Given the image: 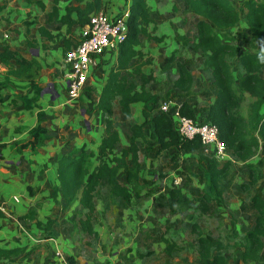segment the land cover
I'll list each match as a JSON object with an SVG mask.
<instances>
[{
	"label": "trees",
	"instance_id": "trees-1",
	"mask_svg": "<svg viewBox=\"0 0 264 264\" xmlns=\"http://www.w3.org/2000/svg\"><path fill=\"white\" fill-rule=\"evenodd\" d=\"M57 1L53 0L48 20L54 18L60 24L66 25L67 31L73 26L85 27L90 16L100 13L103 5V0H91L83 8L68 6L59 17ZM81 1L74 0L75 3ZM185 3L187 11L199 20L191 37L176 36L174 43L179 47L190 46L194 53L200 55L203 68L210 72L214 97L198 117L197 108L193 109L187 101L181 103L179 112L181 116L194 122L215 125L219 140L226 146L231 160L219 161L203 155L200 141L181 138L171 114L160 112L157 96L147 88L152 78L142 72V67L150 62L143 59L140 46L142 40L161 43L165 38L154 36L155 30L149 32L153 19L146 0H130L126 22L127 35L117 49L115 64L105 71L106 80L94 107L100 113L102 127L97 152H87L85 145H82L73 147L69 152L57 157V184L53 187L51 195L53 198L60 196L64 204L63 211L71 209L75 204L78 206L74 218H78L77 225L83 234L96 237L92 225L97 219L94 199L101 182L108 185L111 197L122 201L127 207L140 198L136 192L143 189L140 184L139 160L142 147L151 146V149L155 150V146L156 159L164 156L176 161L181 154L196 155L197 167L204 183L203 193L196 200L215 205L217 212L226 206L224 182L230 176L234 159L245 164L248 170V180L241 189L248 191L257 183L255 169L249 164V160L260 148L264 149V0H243L240 10L229 0H185ZM241 21L247 29L243 37L250 38L247 50L242 52L231 44L235 41L232 31ZM40 32L45 40L53 41L54 38L48 31L41 28ZM29 43L30 41L27 45L33 47L32 43ZM77 43L78 40H64L63 55ZM175 55L173 52L166 64L176 72L171 91H177L178 95L187 97L194 87V78L185 63L179 62ZM228 57L236 59V63L242 68V74L233 75ZM0 63L6 69L0 82V92L16 88L26 89L23 93L13 94L11 104H21L26 111L37 109V102L43 90L39 84L40 63L34 58L26 59L8 47H3L0 51ZM29 91L31 97L28 96ZM171 93L167 92L165 98H170ZM116 100L121 114L127 118L132 117L133 105L140 104L143 119L140 124H129L128 145L118 154L114 153L120 142L113 120V102ZM2 102L0 96V103ZM43 118V112L38 110L36 124L27 132L28 138L16 140L9 146L2 144L0 148H8L16 155H21L27 150L36 155L51 138L43 125ZM144 129L149 132L146 133ZM23 130L22 127H16L14 133L19 134ZM94 159L97 161L96 165ZM28 191L32 192V189L28 188ZM168 197L174 202V208L177 210V206L184 203L182 191L178 188L171 189ZM249 200L254 214L253 224L244 234L241 243L229 246L223 239H214L212 235L200 232L196 234V257L199 264H227L225 256L217 253L236 248L240 251V264H264V199L259 195H252ZM37 206L38 204H35L30 207L27 213L18 219L35 220ZM2 216L5 214L0 211V218ZM53 222L54 220H47L46 229H49ZM36 226L39 227L40 224L36 222ZM196 229L197 227L193 226V230ZM165 236L167 235L161 236V241L165 244V255L183 252L184 246L171 242ZM229 237L236 238L235 232ZM214 249L218 251L216 254ZM24 251L0 249V261H10ZM67 261L69 264H76L73 257H69Z\"/></svg>",
	"mask_w": 264,
	"mask_h": 264
},
{
	"label": "crops",
	"instance_id": "crops-1",
	"mask_svg": "<svg viewBox=\"0 0 264 264\" xmlns=\"http://www.w3.org/2000/svg\"><path fill=\"white\" fill-rule=\"evenodd\" d=\"M90 1L82 0L80 3H75L74 0H58L56 4L58 15L59 17L62 16L68 6L83 8ZM158 1H160V4L163 3V0H146L153 19V23L149 25V32L155 30L154 36L164 37L165 39L161 43L142 40L140 46L143 59H147L150 62L149 65L142 67V72L147 77L152 78L147 88L157 96L159 106L165 102V94L172 92L170 98L166 99V101L172 100L174 106H180L183 101H187L195 109V103L199 104L198 102L178 95L177 91H171L176 73L175 69L168 66V69L165 70L171 54L175 52V57L179 61V51L183 48L175 45V37H191L194 33L189 35L188 32H182L179 35H170L165 32L167 29H176V26L181 29L184 17L182 16L181 18L178 14L180 13L179 10L183 13L188 12L187 5L185 0L184 2H178V4L175 3L177 0H170V3L162 5H157ZM229 1L232 4H238L243 0ZM129 4L130 0H103L101 12L109 16L118 15L128 10ZM52 7L53 0H0V51L3 47H8L26 59H36L41 65L39 84L43 89L37 102L38 108L32 111L24 110L21 104L14 106L11 104L13 94L23 93L26 89L16 88L8 92H0L3 100L0 103V145L8 144L9 146L16 140L27 139L28 130L36 124V113L38 110L43 112V125L51 136L36 155H32L28 150L21 155H16L11 153L8 148H0V211L5 214V216L0 218V249L25 250L10 261L1 260L0 264H61V261L54 255L56 250L63 254L64 260L73 257L75 263L79 264L77 257L73 255L74 253L69 251L71 227L81 233L77 225L78 218H74V213L78 211V206L75 204L71 209L63 211L64 204L60 196L53 198L51 195L53 187L57 184V157L60 154L69 152L73 147L82 145H85L87 152H97L102 127L100 113L94 107L101 92L102 84L106 80L105 71L115 64L117 51H108L98 58L97 66L93 67L89 74L86 89L80 98L70 100L67 96L66 83L64 81L66 67L62 46L66 39H71L72 42L77 40L81 28L73 26L67 31L66 25L60 24L54 18L49 21L48 15ZM186 14L193 16L196 23L199 20L197 16L190 12ZM240 26L244 29V33H247L244 22L241 21L238 27ZM41 28L53 36V41H47L41 36ZM244 33H242V36ZM244 38L250 42V38ZM29 41V44L32 43L33 47L27 45ZM231 44L237 46L235 41ZM110 54H114V60L112 61L106 57ZM232 70L234 76L235 70L238 71V75L242 74V68L239 65L236 69L232 68ZM5 71V67L0 63V82L4 78ZM193 78L195 85L194 75ZM15 84L20 83L15 82ZM31 95L29 91L28 96L31 97ZM211 102L212 98L208 100L206 105L208 106ZM262 112H264V106ZM200 113H203L202 109L198 110L196 116L198 117ZM116 114H120L119 120H121V123L119 126L121 129L118 128V124L115 121ZM113 120L114 127L118 131L120 138L119 144L115 147V151L119 149L117 152L114 151L116 154L128 145L130 137L129 124L131 122L142 123L141 105L134 104L132 117L127 118L121 114L117 100L114 101ZM16 127H22L24 130L16 134L14 133ZM144 131L146 133L149 132L148 129H144ZM154 149L156 150L155 146ZM201 153L204 155L203 151ZM139 160L141 161V154H139ZM106 186L109 191L107 184ZM28 188L32 189V192H29ZM224 198L226 200V196ZM35 204H38L35 220L18 219L20 216L25 215L28 209L35 206ZM49 219L54 220V222L49 229H46L45 224ZM36 222L40 224L39 227L36 226ZM233 231L236 234V238L229 237V235L223 238L220 237L221 235H212V237L214 239H223L230 246L233 243H241L248 229L243 234L235 229L231 232ZM47 235L50 237L45 238ZM116 237L122 240L112 246L111 258L113 260L109 258L108 261L103 260L101 264H132L129 262V259H132L130 255L126 256L124 261L117 258L119 250H127V248L131 247V243L130 245L128 243L130 238L126 239L122 234H118ZM165 238L167 237L165 236ZM169 240L174 242L170 238ZM194 247H197V242H195ZM213 251L214 254L218 252L216 249ZM174 254L176 253L167 257H173ZM217 254H223L227 264L241 263L238 248ZM194 261L192 264H199L196 255ZM175 263L176 261L173 264Z\"/></svg>",
	"mask_w": 264,
	"mask_h": 264
},
{
	"label": "rangeland",
	"instance_id": "rangeland-1",
	"mask_svg": "<svg viewBox=\"0 0 264 264\" xmlns=\"http://www.w3.org/2000/svg\"><path fill=\"white\" fill-rule=\"evenodd\" d=\"M180 1L184 2V0H177L175 3L178 4ZM162 2L160 4L158 1L157 5L167 4L171 1L163 0ZM242 2L236 3L238 7L236 4L233 5L240 10ZM179 11L178 15L181 18L184 17L181 29L176 26V29H167L165 32L170 35L188 32L190 35L194 32L196 21L193 16L186 14L188 12ZM242 33H244V29L241 26L232 31L239 50L245 51L248 40L242 36ZM179 54V61L185 63L195 77V85L186 98H191L194 102L199 103H195L197 110L205 111L206 103L210 98L213 100L214 97L210 72L203 68L200 55L194 53L190 46L183 47ZM106 57L110 61L114 60V54ZM228 61L233 69L237 68L238 64L234 58L228 57ZM167 69L166 66L165 70ZM236 75H238L237 70H235ZM164 99L167 98L164 97ZM116 115L115 121L118 128L121 129L119 126L121 123L120 114ZM151 148L149 146L140 149V170H142L140 171V184L143 189L136 192L140 198L135 199L132 206L127 207L122 201L112 199L103 182L95 198L98 216L93 227L97 237L78 233V230L71 227L69 251L74 253L79 264H101L103 260L108 261L112 257L113 244L122 240L116 237L118 234L124 235L126 239L130 238L128 243L129 245L131 243V247L127 248L128 251H118L117 258L119 260L124 261V258L130 255L132 259H129V262L132 264H173L175 261V264H192L195 262L196 248L194 244L197 242L196 234L198 232L204 235H221L220 237L223 238L230 235L233 229L243 234L253 224L254 214L250 208L249 197L259 195L264 199L263 148L249 160V164H252L255 169L257 183L248 191L241 189V186L248 180V170L245 164L236 159L233 160L230 176L224 182L226 206L220 208L218 212L215 211V205H207L196 200L204 190L196 155L181 154L176 161H171L164 156L156 159L154 157L155 150ZM93 161L96 165V159ZM120 179H123L122 176ZM174 182H177L176 185ZM173 188L180 189L184 197V203L177 206L178 210L174 208V202L168 197V192ZM193 226H196L197 229L193 230ZM162 234H166V237L176 242L177 245L184 246V252L167 257L162 251L164 248L161 241Z\"/></svg>",
	"mask_w": 264,
	"mask_h": 264
},
{
	"label": "built area",
	"instance_id": "built-area-1",
	"mask_svg": "<svg viewBox=\"0 0 264 264\" xmlns=\"http://www.w3.org/2000/svg\"><path fill=\"white\" fill-rule=\"evenodd\" d=\"M128 10L121 14L109 16L103 12L90 16L89 23L81 28L78 43L66 52L64 64L66 72L67 96L70 100L80 98L86 89L91 69L97 66L98 58L108 51H117L127 35ZM180 106H174L172 100H167L159 106L165 114H171L178 134L185 140L198 139L202 145L204 155L219 161L231 160L226 146L219 140L218 129L210 123L194 122L181 116ZM177 182H174L176 185ZM55 257L61 264H69L63 259V254L56 250Z\"/></svg>",
	"mask_w": 264,
	"mask_h": 264
}]
</instances>
